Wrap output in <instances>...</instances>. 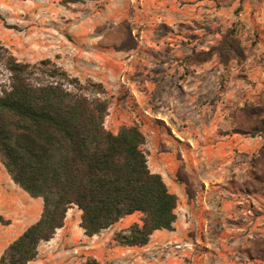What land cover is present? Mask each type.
I'll use <instances>...</instances> for the list:
<instances>
[{
    "label": "rangeland",
    "instance_id": "374dc122",
    "mask_svg": "<svg viewBox=\"0 0 264 264\" xmlns=\"http://www.w3.org/2000/svg\"><path fill=\"white\" fill-rule=\"evenodd\" d=\"M148 1L149 6L141 0H88L63 6L60 0H0V43L18 61L38 64L48 60V65L39 68L42 73L38 78L44 82L52 80L49 75L53 71L50 64H53L70 78V89L89 82L100 85V89L89 88L84 93L107 103L104 127L115 134L121 127L137 125L134 118L141 121L136 111L138 105L130 100L129 85L150 74L148 64L188 62L183 58L182 49L191 50L188 56L192 51H199L200 47L207 50L234 26L246 56L226 65H220L215 56L207 60L210 63L199 70L204 80L203 100L196 106L186 105L184 109L189 113L187 122L193 127L198 126L195 138L201 144L222 140L229 130L236 132L238 125L242 124V108L249 103L264 101L262 93L246 98V87L253 89L256 86L254 79L259 77V69L244 63L248 59L250 63L256 59L264 61L262 56L255 57L253 52L258 43L254 28L258 29L259 20L251 14L250 23L242 19L247 0ZM180 7L186 13V20H178L176 9ZM73 17L77 21H86L73 28ZM179 21L185 22L180 24ZM259 29H264V22ZM87 44L88 47L85 46ZM91 45L98 52L92 50ZM176 47L179 48L174 54L172 50ZM77 49L79 52H74ZM161 69L157 66L155 70L159 77H164L165 71ZM189 71L193 72L190 69H172L171 72L181 77L189 75ZM210 78L213 80H208ZM7 83V73L0 67V88ZM235 137L236 142L241 141L239 145L251 141L250 149L255 147L256 141L250 140L248 135ZM146 149L145 146L147 154ZM236 154L239 155L236 170L229 173L224 185L220 184L229 194L224 208L226 216L232 219L226 223L228 226L222 235L229 241L225 249H228L234 264H264V258L258 252L264 250L263 244L259 243L264 241L263 192L248 196L253 192L248 185L251 181L250 160L244 164L243 156L247 153ZM36 200L41 204L40 199ZM79 215L76 207L70 208L66 212L63 231L60 234L56 231L53 237L59 242L49 248L46 246L50 242L39 244L42 253L49 249L42 264H83L88 258H94L98 264H133L136 252L120 245L115 235L137 222L139 214L127 216L92 237L85 236L79 228ZM158 232L169 233L165 230ZM185 237L193 240L194 244L188 246L185 243L190 242L183 239L180 241L182 248L180 244L158 246L147 253L160 260L161 264H166V259L169 264H175L174 260L182 264L192 262L201 248L197 243L199 233L188 230ZM181 249L188 250L189 255L186 256ZM221 254L226 255L225 251ZM137 258H140V264H146L144 256L137 255ZM205 261L206 264H214L213 258Z\"/></svg>",
    "mask_w": 264,
    "mask_h": 264
},
{
    "label": "trees",
    "instance_id": "16d2710c",
    "mask_svg": "<svg viewBox=\"0 0 264 264\" xmlns=\"http://www.w3.org/2000/svg\"><path fill=\"white\" fill-rule=\"evenodd\" d=\"M85 1L60 0V4ZM245 51L232 26L215 46L192 51L186 59L201 64L215 56L220 65H226L243 59ZM48 64V60L18 61L0 43V67L8 82L0 88V163L14 184L42 200L39 219L7 246L0 264L33 261L39 244L50 241L63 227L66 212L73 206L80 211L79 227L88 237L139 214L137 222L115 235L123 246H144L154 231H173L177 197L159 174L150 171L140 127L124 126L115 134L107 130V103L84 93L100 85L89 82L70 89V78L53 64L52 80L44 82L38 78L39 68ZM241 114L236 133L264 138V101L245 105ZM177 178L186 182L179 171ZM250 178L252 191L264 196V142L250 160ZM186 194L191 196L188 189ZM9 223L0 215V225ZM258 252L264 258V250ZM83 264L98 262L88 258Z\"/></svg>",
    "mask_w": 264,
    "mask_h": 264
},
{
    "label": "crops",
    "instance_id": "0c3cea01",
    "mask_svg": "<svg viewBox=\"0 0 264 264\" xmlns=\"http://www.w3.org/2000/svg\"><path fill=\"white\" fill-rule=\"evenodd\" d=\"M141 1H144L147 6L150 5L148 0ZM148 9L149 7H147ZM176 11L178 20H186V13L181 11V7L176 9ZM250 14L255 16L260 22L258 23V29L254 28L257 33L258 43L254 47L253 52L255 57L261 58L262 56L264 58V29H259L261 28V22H264V0H247L244 6V16L242 17L247 23H250ZM85 21L84 19L77 21L73 17L71 25L74 28L80 25L79 22ZM179 22L184 24L185 21ZM85 27L88 29L89 25ZM85 46L88 47L89 45ZM178 48H173L172 53L175 54ZM91 49L96 50L93 45H91ZM200 50H204L203 47H200ZM84 51L90 54L87 50ZM181 51L183 52V58L191 54V50L182 49ZM74 52H79V49ZM96 52L98 51L96 50ZM249 61L251 60L248 59L244 64L246 66L250 64V66L258 68L259 77L254 79L256 86L253 89L246 87V92H248L246 98L252 94L262 93L264 95V61L260 59L254 60L253 63ZM209 63L195 64L186 61H179L177 64L166 61L160 65L151 63L147 65V70L150 74L145 79H139L129 85L130 100L138 105L136 111L141 116V121L135 119L134 116L133 118L146 139L144 147L146 146L148 151L146 154L148 167L151 172L157 173L162 177L169 192L177 197L176 220L173 224V231L163 233L158 232L161 230H156L150 236L146 245L139 247L125 246L128 251L136 252L140 257L144 256L146 264H161L160 260H155L148 255L149 253L147 252L151 248L166 245L172 246L174 244H180L181 247L180 241L183 239H187L190 242L185 243L188 246L193 245V240L185 237L188 230H196L199 233L197 243L200 244L201 248L198 254L193 257L192 262L190 261L187 264H206L205 260L212 258L214 259V264H234L227 253L228 249H225L229 241L222 236L224 230L227 229L226 226H228L226 223L232 220L228 215L226 216L224 208L226 197L229 194L220 184L223 183L222 185H224L229 173L236 170L235 163L239 158L236 152L248 154V156L247 154L243 156L244 164H247L263 145L264 138L261 136H248L250 140L256 141L253 149H250L251 141H244L243 144L239 145L241 141L236 142L235 136L244 137L245 135L238 134L233 130H229V134L224 136V139L221 138L222 140L210 144H201L196 140L195 135L197 134L198 126L193 127L187 122L189 113L184 107L186 105L196 106L202 102L204 80L199 70ZM157 66L165 71L162 74L164 77L158 76L155 70ZM172 69L173 71L174 69H190L193 72L189 71V75L184 74L181 77H176L175 72L172 74ZM173 75L174 77H172ZM208 80H213V78ZM162 103H165L164 106H162ZM179 103H183V105L178 106ZM133 118L131 119L133 120ZM178 171L183 172L185 183L177 178ZM212 185H216V187L214 188ZM187 189L191 192L190 197L186 194ZM251 193L255 192H249L248 196ZM36 199L41 200V198L30 197L14 184L0 163V215L10 221L6 226L0 225V256L12 241L29 225L39 219L42 210V200L40 204ZM121 220H125V217ZM79 222L80 215L78 226ZM62 231L63 227L57 230V234ZM81 231L83 233L82 229ZM48 242L50 243L46 248L56 245L59 241L57 238H52L44 243ZM230 245L229 247L231 248L232 246ZM48 250L42 253L43 249L39 245L36 258L28 264H42L47 258ZM181 251L186 256L189 255L188 250L181 249ZM224 251L226 255L221 254ZM137 255L133 257V264H140L141 260L137 258ZM189 257L191 258V256ZM225 259L227 262H225ZM165 261L166 264L170 262L168 259ZM173 262L182 264L178 260Z\"/></svg>",
    "mask_w": 264,
    "mask_h": 264
}]
</instances>
